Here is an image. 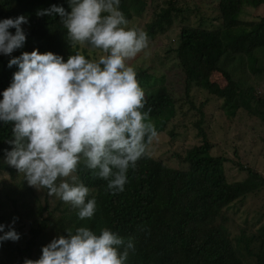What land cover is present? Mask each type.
<instances>
[{"label": "trees", "instance_id": "trees-1", "mask_svg": "<svg viewBox=\"0 0 264 264\" xmlns=\"http://www.w3.org/2000/svg\"><path fill=\"white\" fill-rule=\"evenodd\" d=\"M154 2L121 0L119 8L131 23L143 18ZM174 2L169 0V7L155 10L156 17L145 24L150 40L169 31L178 13L184 12ZM53 4L71 11L68 0H0V20L20 15L28 18L22 25L26 33L23 47L11 55L0 53V100L18 70L17 65L9 67L13 57L36 49L52 51L65 61L75 54L59 15H37L38 10ZM262 5L264 0H219L221 24L182 25L177 47L168 52L175 53L185 74V99L192 106L196 107L190 91L200 88L221 100L220 108L230 118L244 111L264 123V94L247 82L249 74L264 75V16L239 17L243 8ZM9 31L15 33L14 28ZM84 54L87 57V50ZM135 69L145 91L144 110L151 108V119L158 134L162 133L177 115L178 101L163 76L156 77L144 67ZM213 73L220 74L223 81L212 80ZM196 108L204 115L202 106ZM196 125L203 140L185 152L173 153L180 166L154 155L141 158L135 169H129L124 190L115 195L107 189L106 180L94 176L81 162L76 175L89 187L88 199L96 200L94 216L81 220L79 209L49 196L47 189L29 186L23 174L4 162L5 150L13 147L7 143L13 126L0 122V224L5 225L4 231L11 225L21 234L18 241L0 244V264L39 259L43 246L53 238L82 226L97 234L108 228L131 238L135 250L130 251L127 264H264V213L256 209L259 219L238 232L233 230L230 214L232 210L241 212L250 198L264 191V174L238 163L246 177L230 181L225 167L229 158L213 153L214 144L203 128V118ZM169 132L175 136L174 130Z\"/></svg>", "mask_w": 264, "mask_h": 264}, {"label": "clouds", "instance_id": "clouds-1", "mask_svg": "<svg viewBox=\"0 0 264 264\" xmlns=\"http://www.w3.org/2000/svg\"><path fill=\"white\" fill-rule=\"evenodd\" d=\"M120 2L68 0L71 11L55 4L38 10V16L59 15L75 54L65 61L36 49L13 57L9 67L18 70L0 100V122L13 126L7 140L13 147L5 150L4 162L29 186L47 189L49 196L79 209L81 220L94 216L96 200L88 199L89 187L79 182V164L106 180L115 195L124 190L129 169L151 157L150 146L158 139L151 108L144 110L145 91L129 63L148 48L149 36L143 28L129 27ZM26 23L24 15L0 20V53L23 47ZM8 227L4 231L0 224V244L21 238ZM65 231L43 246L39 259L24 264H127L135 250L131 238L108 228L99 234L84 226Z\"/></svg>", "mask_w": 264, "mask_h": 264}, {"label": "rangeland", "instance_id": "rangeland-1", "mask_svg": "<svg viewBox=\"0 0 264 264\" xmlns=\"http://www.w3.org/2000/svg\"><path fill=\"white\" fill-rule=\"evenodd\" d=\"M174 4L175 7L183 8L184 12L178 13L173 27L155 39H149L148 48L129 62L135 68L148 69L156 77L163 76L178 101L177 115L171 120L167 130L159 133L158 139L150 146L152 155L167 159L172 166H180L181 163L173 153L185 152L187 148L202 142L203 137L199 134L196 122L203 118V128L208 139L214 144L213 153L229 158L225 167L230 181L246 177V172L240 170L238 163L256 168L264 174V123L244 111L230 118L220 108L221 100L206 90L193 88L190 91L191 99L196 107H203L204 115H201L199 110L185 99V74L175 53L168 52L171 48L177 47L182 25L189 23L200 25L204 22L205 26L214 27L221 24L219 0H175ZM169 6V0H155L149 12L143 18H137L129 23V27L138 26L144 29L145 24L156 17L155 10ZM183 16H186L185 20L182 19ZM256 16H264V5L256 9L248 6L239 14V17L244 19H253ZM247 78V82L255 85L264 94V75L249 74ZM212 80L221 83L223 77L213 73ZM170 130L176 132L175 136L169 132ZM254 200L256 201L253 204ZM244 208L247 211L232 210L230 213L234 232H238L240 227L248 229L256 219H259L256 209L264 213V191L259 196L250 198ZM246 218H250L249 224L246 223Z\"/></svg>", "mask_w": 264, "mask_h": 264}]
</instances>
